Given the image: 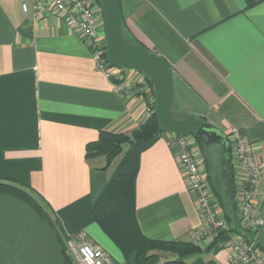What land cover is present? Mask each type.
<instances>
[{"label":"crops","instance_id":"crops-1","mask_svg":"<svg viewBox=\"0 0 264 264\" xmlns=\"http://www.w3.org/2000/svg\"><path fill=\"white\" fill-rule=\"evenodd\" d=\"M119 4L128 39L170 65L175 112L223 134L241 130L264 180V0ZM31 6L32 0H0V180L28 187L45 216L0 193V264H65L69 239L110 250L90 207L113 173L107 175L111 165L101 171L104 157H85L86 145L101 132L130 134L154 99L136 90L149 91L142 72L120 69L118 79H108L63 19L48 13L36 20ZM170 135L139 156L136 219L149 239L190 242L202 221ZM253 213L264 216V195ZM210 242L185 264H228L229 249L206 250ZM174 259L160 254L157 264Z\"/></svg>","mask_w":264,"mask_h":264},{"label":"trees","instance_id":"trees-1","mask_svg":"<svg viewBox=\"0 0 264 264\" xmlns=\"http://www.w3.org/2000/svg\"><path fill=\"white\" fill-rule=\"evenodd\" d=\"M92 1L95 6L99 7L97 0ZM123 34L129 42L139 44L128 39L124 29ZM103 57L105 58V53ZM143 76L145 84L149 87V95L145 97H152L154 99L152 86L147 77L144 74ZM147 108L149 109L147 118L130 134L101 132L96 141L86 145L85 157L87 159L96 157L105 158V166L101 171H106L112 162L122 154L124 145L129 146L116 171L104 183L100 191L95 193L90 210L99 228L121 252L124 259L123 264H157L160 254L175 257L174 260L165 261L162 264H185L186 259L202 251L199 245L192 241L149 239L142 234L136 219L135 182L139 156L164 133L160 130L154 115V100L151 103L147 102ZM171 113L176 119L187 117L186 114L176 113L174 105L172 106ZM194 141L195 146L201 153L202 162L205 164L206 183L212 195V204L215 209L221 211L222 218L227 224V229L219 231L206 250L223 248L231 236H239L240 234L256 235L258 231L246 228L242 224L237 212L233 170L231 196L237 231L234 230L231 203L226 194L224 181L221 176H213L210 172V165L206 154L207 146L202 141L196 139ZM0 193L10 194L25 201L39 215L45 216L44 209L40 205L38 198L33 196L28 187L11 181L0 180ZM63 253L65 254L64 249ZM64 262L70 263L66 254Z\"/></svg>","mask_w":264,"mask_h":264},{"label":"built area","instance_id":"built-area-1","mask_svg":"<svg viewBox=\"0 0 264 264\" xmlns=\"http://www.w3.org/2000/svg\"><path fill=\"white\" fill-rule=\"evenodd\" d=\"M21 9L25 13L28 11L26 2L21 4ZM31 11L36 20L48 13L63 19L88 47L97 69L108 79L119 78L120 69L110 65L103 57L105 38L104 32L100 33V30L104 31V22L100 8L92 0H32ZM136 90L140 93L148 92L143 85ZM225 136L231 146L233 174L235 169L240 181L235 194L240 220L246 228L262 231L264 216H255L253 213L254 201L264 195L261 170L251 161L247 139L241 130L231 127ZM168 143L176 148L178 165L185 174L187 188L195 199L202 221L201 226L192 233V242L197 245L210 242L219 231L227 229V224L212 204L202 161L193 152L194 138L190 135L171 134ZM225 246L229 249L228 264H264V251L254 249L252 244L239 236H231ZM65 254L70 260V263L65 264H116L107 251L83 240L79 243L74 239L65 241Z\"/></svg>","mask_w":264,"mask_h":264},{"label":"water","instance_id":"water-1","mask_svg":"<svg viewBox=\"0 0 264 264\" xmlns=\"http://www.w3.org/2000/svg\"><path fill=\"white\" fill-rule=\"evenodd\" d=\"M104 22L105 59L115 68L142 72L150 82L154 95V115L160 130L164 133L190 135L206 146L221 148L220 176L224 181L226 194L231 203L234 230V208L231 196V146L221 131L202 119L185 117L176 119L172 113L174 102L173 76L170 65L163 57L139 44L129 42L123 34L119 0H97ZM240 238L252 244L254 249L264 251V230L256 235L240 234Z\"/></svg>","mask_w":264,"mask_h":264},{"label":"rangeland","instance_id":"rangeland-1","mask_svg":"<svg viewBox=\"0 0 264 264\" xmlns=\"http://www.w3.org/2000/svg\"><path fill=\"white\" fill-rule=\"evenodd\" d=\"M143 74V73H141ZM171 137V135H170ZM195 144V141H194ZM124 150L122 152L121 155H119L111 164L110 168L108 169L107 175L109 176L110 174L114 173L117 169V165L119 164L120 160L122 159V157L125 155L126 151L128 150L129 146L128 145H124ZM197 147L194 145V154H196V152H198ZM199 153V152H198ZM206 154L208 156V161H209V167H210V172L217 177H220V165H219V161H220V155H221V148L218 145H210L207 146L206 148ZM196 156L198 157V155L196 154ZM98 161H101V163H104V159L103 158H99ZM202 161V160H201ZM202 167H204V162L201 163ZM204 170H206L204 168ZM236 200V197H235ZM237 206V204H236ZM43 208V207H42ZM238 208V207H237ZM109 249H105L107 251V253L109 254V256L111 257V259L113 260L114 263L116 264H122L123 260L122 257L120 255V253L118 252V250L116 249V247L113 246V244H111L110 241L106 240ZM113 253L116 255V257L113 255Z\"/></svg>","mask_w":264,"mask_h":264}]
</instances>
